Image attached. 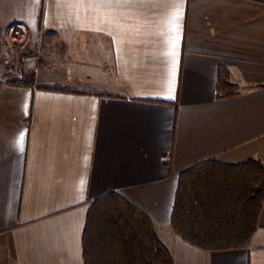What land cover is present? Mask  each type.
Masks as SVG:
<instances>
[{"label": "crops", "instance_id": "crops-1", "mask_svg": "<svg viewBox=\"0 0 264 264\" xmlns=\"http://www.w3.org/2000/svg\"><path fill=\"white\" fill-rule=\"evenodd\" d=\"M18 25L44 55L35 85L0 82V264H85L91 202L112 191L174 264H264V204L241 248L171 226L181 171L264 163V0H0V66ZM221 71L238 95L217 97Z\"/></svg>", "mask_w": 264, "mask_h": 264}, {"label": "trees", "instance_id": "trees-1", "mask_svg": "<svg viewBox=\"0 0 264 264\" xmlns=\"http://www.w3.org/2000/svg\"><path fill=\"white\" fill-rule=\"evenodd\" d=\"M2 77L15 86L35 85L33 74L19 78L5 71L0 73V82ZM40 88L67 90L62 86ZM238 93L237 85L221 71L217 97ZM263 204L264 163L254 159L239 163L209 159L179 173L171 226L185 241L204 250L241 248L256 232ZM83 255L85 264H174L153 219L114 191L91 202Z\"/></svg>", "mask_w": 264, "mask_h": 264}, {"label": "rangeland", "instance_id": "rangeland-1", "mask_svg": "<svg viewBox=\"0 0 264 264\" xmlns=\"http://www.w3.org/2000/svg\"><path fill=\"white\" fill-rule=\"evenodd\" d=\"M22 29L18 34L15 31L6 35V44L9 51L6 70L21 71L23 75L33 74L41 65L44 49L41 43L31 42L29 31ZM22 75V76H23ZM8 80V79H7ZM6 80V81H7Z\"/></svg>", "mask_w": 264, "mask_h": 264}, {"label": "built area", "instance_id": "built-area-1", "mask_svg": "<svg viewBox=\"0 0 264 264\" xmlns=\"http://www.w3.org/2000/svg\"><path fill=\"white\" fill-rule=\"evenodd\" d=\"M20 28H23V27H21V26H14L12 29H11V31H10V33L9 34H12L14 31H15V33L16 34H18L19 32H21L22 31V29H20ZM24 29V28H23ZM6 66H8V64L5 62L2 66H0V73H1V75L5 72V71H7L6 70ZM10 72L12 73V75H14V76H16V77H22V75H23V73L21 72V71H12V69H10ZM2 79H4L5 81L8 79V78H5V77H2Z\"/></svg>", "mask_w": 264, "mask_h": 264}]
</instances>
